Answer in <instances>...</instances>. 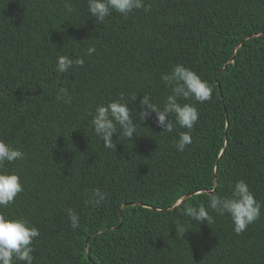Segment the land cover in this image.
Returning <instances> with one entry per match:
<instances>
[{
	"label": "trees",
	"instance_id": "1",
	"mask_svg": "<svg viewBox=\"0 0 264 264\" xmlns=\"http://www.w3.org/2000/svg\"><path fill=\"white\" fill-rule=\"evenodd\" d=\"M145 3L150 11L113 12L102 24L87 0H0V139L25 154L5 165L24 191L0 212L39 230L32 264H264V208L236 234L206 195L230 196L243 180L264 204V0ZM61 55L84 65L58 73ZM177 64L213 93L180 100L199 119L167 133L154 112L140 121V101L162 109L171 89L161 76ZM61 87L70 103L56 99ZM121 97L137 132L129 141L118 130L105 148L90 113ZM187 131L192 143L177 151ZM96 189L106 195L99 205ZM188 205L213 220L190 221ZM175 224L188 228L183 240Z\"/></svg>",
	"mask_w": 264,
	"mask_h": 264
},
{
	"label": "clouds",
	"instance_id": "2",
	"mask_svg": "<svg viewBox=\"0 0 264 264\" xmlns=\"http://www.w3.org/2000/svg\"><path fill=\"white\" fill-rule=\"evenodd\" d=\"M88 14H91L99 23L113 12L127 17L134 10H151V6L145 0H87ZM69 12H72L70 4H66ZM241 44L239 45L240 48ZM235 50V53L239 51ZM95 52V47L87 49V55ZM83 57L71 58L67 55L58 56L56 72L68 73L70 69L83 66ZM233 62V59L230 61ZM162 81L171 89L161 109L151 102V98L143 95L140 105L143 109L139 112V119L143 121L151 112L156 114L157 126L163 131L171 133L176 125L180 128L191 130L199 119V112L193 104L180 103V100L194 99L203 103L212 99L213 88L207 81L190 68L177 64L169 73L162 74ZM58 101L71 102V96L66 88L61 87L56 96ZM136 96L133 97V100ZM121 100L110 101L107 105H99L92 115L94 132L104 144L105 148H113V135L120 131L123 138L131 141L137 128L132 117V110L127 103ZM170 117H173L171 119ZM192 143L190 131L178 132L175 142L177 151L183 152L186 146ZM116 146V145H115ZM24 153L12 145L0 139V209L7 208L14 202L18 194L24 191L21 178L18 173L9 171L5 165L14 163L24 158ZM209 207L220 215L228 214L234 225V232L241 234L249 225L261 217V209L264 204L258 201L249 186L243 180L237 181L231 189L230 196H223L215 192L206 193ZM94 202L99 205L106 200V195L99 189L93 191ZM70 227L76 230L80 226V217L73 209H66ZM190 221L210 222L213 217L204 206H185L183 209ZM176 225V236L183 240L188 230L182 224ZM39 230L24 218H11L0 212V264H14L15 260L32 264L34 256L33 241L39 236Z\"/></svg>",
	"mask_w": 264,
	"mask_h": 264
}]
</instances>
